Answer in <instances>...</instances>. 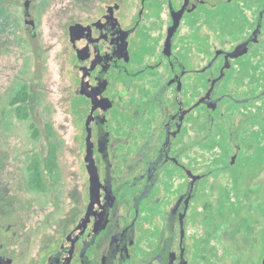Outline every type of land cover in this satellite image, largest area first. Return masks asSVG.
Listing matches in <instances>:
<instances>
[{"label": "flooded vegetation", "instance_id": "1", "mask_svg": "<svg viewBox=\"0 0 264 264\" xmlns=\"http://www.w3.org/2000/svg\"><path fill=\"white\" fill-rule=\"evenodd\" d=\"M78 17L70 61L95 163L85 211L33 256L0 218V264H193L197 196L232 174L248 140L264 150L261 107L233 129L226 102L264 98V85L238 97L249 91L239 82L264 84V0H78ZM247 121L257 127L249 136Z\"/></svg>", "mask_w": 264, "mask_h": 264}, {"label": "rangeland", "instance_id": "2", "mask_svg": "<svg viewBox=\"0 0 264 264\" xmlns=\"http://www.w3.org/2000/svg\"><path fill=\"white\" fill-rule=\"evenodd\" d=\"M28 3L35 34L27 28ZM249 16L256 19V14ZM78 18V0H0V218L18 225V244H28L32 256L58 240L73 215L85 211V188L95 173L91 158L94 137L84 129L78 70L70 61L69 25ZM22 85L28 86L30 94L26 103L29 117L24 120L11 104ZM263 85L241 81L238 86L249 91L238 97L248 98ZM226 102L235 107L231 111L237 122L231 124L233 129L258 106L264 114V98ZM256 128L253 121L245 123L248 136ZM247 142L232 174L211 179V191L197 196L188 234H193L191 241L202 239L192 250L199 254H190L193 264H262L264 150L258 154ZM51 143L57 145L56 177L45 172L47 189L38 191L29 183L30 162L35 157L43 160ZM218 153L215 150L212 155ZM252 156L251 165L246 166ZM205 202L207 209L202 207Z\"/></svg>", "mask_w": 264, "mask_h": 264}, {"label": "trees", "instance_id": "3", "mask_svg": "<svg viewBox=\"0 0 264 264\" xmlns=\"http://www.w3.org/2000/svg\"><path fill=\"white\" fill-rule=\"evenodd\" d=\"M30 97L28 86L22 85L11 100V104L16 107V114L19 119H28L29 113L26 106ZM35 135H37L35 133ZM263 149V148H262ZM257 155V154H256ZM252 158L248 157L246 160V166L251 165ZM57 145L51 143L48 149V154L43 160H39L37 157L33 158L29 167V183L30 186L38 191H45L47 189L44 173L48 172L55 179L57 170ZM43 167V168H42ZM217 222H215L216 224ZM216 224L215 226H217Z\"/></svg>", "mask_w": 264, "mask_h": 264}, {"label": "water", "instance_id": "4", "mask_svg": "<svg viewBox=\"0 0 264 264\" xmlns=\"http://www.w3.org/2000/svg\"><path fill=\"white\" fill-rule=\"evenodd\" d=\"M25 15L28 17L29 19V22L27 24V28L33 33L35 34V29H36V25L34 23V20L32 18V15L30 13V3H28L26 6H25ZM262 18H263V13L261 14L260 16V28L258 29V31L256 32L259 33L261 31V26H262ZM80 26L81 24L79 23H75V24H72L70 26V35H71V39L72 41H75V39H77L79 36H78V33H79V30H80ZM264 94V92H263ZM96 101V95L93 96V103H95ZM249 101V99H242V100H239L240 103H244V102H247ZM100 148H101V151L106 153L107 151V140H101L100 142ZM104 192L106 194L107 197H111L110 195H113L114 197V194H113V191H112V188L110 185H106L105 188H104ZM143 195L140 196V199H142ZM136 212H137V215L139 214V201L137 202L136 204ZM105 218L104 220H98L96 226L94 227L95 230L99 231L100 229H102V227L104 226V223H105Z\"/></svg>", "mask_w": 264, "mask_h": 264}]
</instances>
